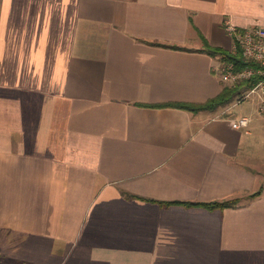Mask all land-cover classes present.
<instances>
[{
    "label": "crops",
    "instance_id": "0c3cea01",
    "mask_svg": "<svg viewBox=\"0 0 264 264\" xmlns=\"http://www.w3.org/2000/svg\"><path fill=\"white\" fill-rule=\"evenodd\" d=\"M227 21L264 0H0L1 261L264 264V116L172 107L227 86Z\"/></svg>",
    "mask_w": 264,
    "mask_h": 264
},
{
    "label": "built area",
    "instance_id": "2783aa9c",
    "mask_svg": "<svg viewBox=\"0 0 264 264\" xmlns=\"http://www.w3.org/2000/svg\"><path fill=\"white\" fill-rule=\"evenodd\" d=\"M225 29L232 38V53L240 51L244 61L253 66L239 70L235 63L221 62L218 72L222 81L232 86L253 80V86L245 89L235 104L254 103L257 112L264 116V27L240 29L227 21ZM251 123L252 118L244 116L235 120L233 127L236 130H248Z\"/></svg>",
    "mask_w": 264,
    "mask_h": 264
},
{
    "label": "trees",
    "instance_id": "16d2710c",
    "mask_svg": "<svg viewBox=\"0 0 264 264\" xmlns=\"http://www.w3.org/2000/svg\"><path fill=\"white\" fill-rule=\"evenodd\" d=\"M210 53L213 57H219L222 63H235L238 65V69H244L246 67L253 66L251 64H247L242 56V53L239 51L237 53H229L226 51L218 50V49H210ZM254 81H246L237 85H227L222 93L215 99L208 101L204 104H172V107L181 108L183 110L198 112L201 110H217L221 107L228 106L232 103H235L245 89L252 87V83ZM257 195H253L255 197ZM240 202L238 200L227 201V202H211V203H188L187 206H199L209 210H224L227 208H235L238 207Z\"/></svg>",
    "mask_w": 264,
    "mask_h": 264
},
{
    "label": "rangeland",
    "instance_id": "374dc122",
    "mask_svg": "<svg viewBox=\"0 0 264 264\" xmlns=\"http://www.w3.org/2000/svg\"><path fill=\"white\" fill-rule=\"evenodd\" d=\"M249 102H245L244 104L242 105H236L235 103H232L228 106H225L224 109L226 108H231L232 112L234 115H236L237 117H240L241 114L244 112V110L249 106ZM0 264H9L8 262H5V261H1L0 260Z\"/></svg>",
    "mask_w": 264,
    "mask_h": 264
}]
</instances>
